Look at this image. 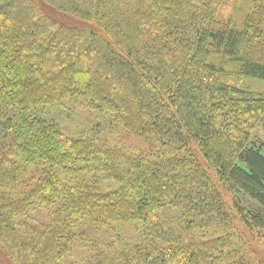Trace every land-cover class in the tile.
Returning a JSON list of instances; mask_svg holds the SVG:
<instances>
[{
  "label": "trees",
  "instance_id": "16d2710c",
  "mask_svg": "<svg viewBox=\"0 0 264 264\" xmlns=\"http://www.w3.org/2000/svg\"><path fill=\"white\" fill-rule=\"evenodd\" d=\"M215 1L0 0V264H264V147L216 65L264 80V0Z\"/></svg>",
  "mask_w": 264,
  "mask_h": 264
},
{
  "label": "rangeland",
  "instance_id": "374dc122",
  "mask_svg": "<svg viewBox=\"0 0 264 264\" xmlns=\"http://www.w3.org/2000/svg\"><path fill=\"white\" fill-rule=\"evenodd\" d=\"M190 5V10L195 14L196 17L207 24V10H208V0H188ZM251 7L250 0H216L211 5L212 13L219 21L224 22L227 20L232 21L236 25H240L245 18L248 10ZM264 28V27H263ZM216 65L221 67L224 71L221 76L223 82L236 88V90H241L245 94L246 98H250L251 105H242L241 101H234V104L226 103L220 109V115H228L235 117V120H226V125H231L237 132L240 133L239 137L245 139L246 141H254L259 146L264 147V80L253 79L250 77L243 76L237 72V68L233 64L223 63L220 59L216 60ZM89 115H86L84 120L80 122H85ZM229 118V117H228ZM229 124H228V122ZM76 124V123H75ZM95 123L93 122L92 127L94 128ZM124 133V132H123ZM129 139L128 143L134 150H142L145 148L143 141L140 138L127 136ZM233 140H235L233 138ZM125 142V140H123ZM35 167H30V173H37ZM227 192H224L226 194ZM228 201L233 199V195L229 193L227 195ZM246 200V199H245ZM244 204L247 206L248 203ZM245 205V206H246ZM243 230V229H242ZM231 233V238L234 247L237 249H245L246 242H243L242 233L240 231H229ZM256 235L255 246L257 250L264 255V240L258 234ZM246 247L250 248V245L246 244ZM251 249V248H250Z\"/></svg>",
  "mask_w": 264,
  "mask_h": 264
}]
</instances>
